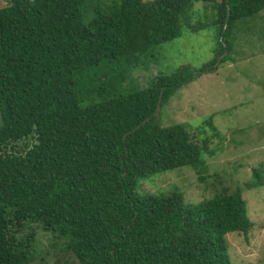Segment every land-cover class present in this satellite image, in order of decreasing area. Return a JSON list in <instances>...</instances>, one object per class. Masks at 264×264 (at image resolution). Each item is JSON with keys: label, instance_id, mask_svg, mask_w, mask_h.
<instances>
[{"label": "trees", "instance_id": "16d2710c", "mask_svg": "<svg viewBox=\"0 0 264 264\" xmlns=\"http://www.w3.org/2000/svg\"><path fill=\"white\" fill-rule=\"evenodd\" d=\"M214 17L194 20L195 2ZM264 0H7L0 6V264H30L36 228L68 237L79 264H234L226 234L254 223L240 189L187 204L141 178L189 165L201 146L183 123L155 121L196 75L189 66L140 87L132 72L183 29H218L214 63L243 31L264 37ZM226 44V46H225ZM161 109V114H162ZM149 118V119H148ZM148 119V120H147ZM213 131V115L205 121ZM246 187L264 185V166Z\"/></svg>", "mask_w": 264, "mask_h": 264}, {"label": "rangeland", "instance_id": "374dc122", "mask_svg": "<svg viewBox=\"0 0 264 264\" xmlns=\"http://www.w3.org/2000/svg\"><path fill=\"white\" fill-rule=\"evenodd\" d=\"M110 1V0H109ZM7 0H0L5 6ZM194 20L210 22L214 11L208 3L195 2ZM264 16V12H263ZM260 25L264 21L260 20ZM218 29L206 25L198 31L183 29L182 35L152 48L144 66L132 72L140 87L147 86L157 74H172L189 66L196 75L178 90L162 109L161 124L183 123L203 146L208 139L203 177L191 166H181L139 180L138 191L167 194L179 190L187 204L240 189L246 199L254 225L249 234H226L227 247L234 264H264V185L246 187L253 169L264 166V37L256 29L239 33L233 57L217 69H204L216 58ZM213 115L217 132L205 122ZM2 123L0 116V124ZM33 259L30 264H79L65 250L69 238L56 231L36 228Z\"/></svg>", "mask_w": 264, "mask_h": 264}, {"label": "water", "instance_id": "95a60500", "mask_svg": "<svg viewBox=\"0 0 264 264\" xmlns=\"http://www.w3.org/2000/svg\"><path fill=\"white\" fill-rule=\"evenodd\" d=\"M226 46V44H225ZM229 53V50L227 49V46H226V50L224 53H222L221 55L218 56V59L217 61L214 63V65L217 67L221 60L223 59L224 56H226L227 54ZM211 68H208V70H210ZM163 95H164V89L162 90L161 92V95H160V98H159V101H158V104H157V110L155 112V115H156V119L155 121H158L159 120V117L161 115V109H162V99H163ZM149 119V118H148ZM147 119V120H148Z\"/></svg>", "mask_w": 264, "mask_h": 264}]
</instances>
